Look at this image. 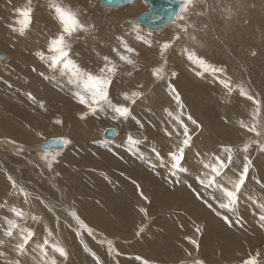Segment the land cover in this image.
<instances>
[{"label":"rangeland","instance_id":"1","mask_svg":"<svg viewBox=\"0 0 264 264\" xmlns=\"http://www.w3.org/2000/svg\"><path fill=\"white\" fill-rule=\"evenodd\" d=\"M13 1L14 0H0V28L4 29V31L7 30L5 29L6 26H4V25H7L6 23L7 19H5V14L10 19L15 20L16 19L15 9L22 7L20 5L15 6ZM64 1L66 3H70V7L73 5L71 2L67 0H64ZM193 1H195V3L193 2L194 3L193 6H189V7L190 8L197 7V10L196 9L195 10L198 12L196 11L195 12L196 14L199 15L200 18H198L195 21L193 20L195 22L193 23L190 20L192 18L188 16L189 11L191 10L189 8L187 12L181 14L184 16V19H183L184 23L182 25L178 23V21H181L179 17H178L179 20H175L174 22H172L173 25L169 28V32L173 33L174 37H171L170 40L171 42L172 41L174 42L172 43V47H171L172 51L171 49L168 51L170 60L166 61V64H164L165 63L164 58L163 59L157 58L154 54L150 52L151 51L150 49H152V45L157 46L160 43V45L162 46L164 43L169 42V40L158 41L159 43L157 42L150 43L152 45L148 50L147 47L149 45L145 42H142L141 40L137 38L138 37L137 32H135V35H133L131 33L132 32L131 27H129V25L131 26L133 24L135 25V28L136 29L138 28L140 31L143 25L142 24L140 25L139 21L132 23L131 20L133 19L129 17H127L128 19L121 20L123 22H121L120 20H116V17L114 15L115 13L112 14V12H116V11H111V10H108L109 12L103 11L102 10L103 8H101L102 7L101 5H99L101 6L100 10L98 9L99 6L94 7L96 10V14H94L95 16L91 18L93 20H91L90 22V25H93L94 27L91 29L92 33L90 32L91 34H89V37H93L94 39L95 38L97 39L98 37L99 41L102 40L104 43H106V45L109 46L107 53L112 55V56L111 55L110 56L108 55V56L110 57L111 60L113 61L115 60V63L117 62L118 71L115 77H113L112 79L113 81L109 89V96H111L110 99L115 104H117L116 103L117 101H119L118 104L124 103L122 102L124 101V99L122 100V97H123L122 93H124L123 88L127 86L125 80L127 78L130 79L131 75L139 72L141 69L143 68L146 69L147 66L153 64L152 66H156L155 68L153 67V71H154V69H156L158 66L157 62L159 60L160 61L163 60L160 67H163L165 71L166 70L171 71L172 67H173L172 71H175L176 66L178 65L184 66L186 64L194 63L188 58L185 59L184 61H179L176 57L177 52H181V47H182L181 44H183L186 39L193 41V46L188 47V54L194 52L197 56L202 58L204 61L206 60L205 58L210 59L208 61V65H211V68L205 69L203 70V72H197V74L198 73H205V74L203 75V77H201V75L199 74L196 75L197 83L196 82L194 83V81L192 82L196 86H200L202 89H204L205 100L204 101L200 100V102L204 104V106L201 109H203V114L205 117L211 118L212 121H214L212 123L213 126L209 124L207 125L208 126L207 128L203 127L202 129L203 131L199 132V130H197L195 133L193 132L196 130V127H194L192 130L188 129L189 135L191 136V145L190 147H186L184 150L185 160L183 159L182 164L188 162L190 166L194 165L192 167H196L194 168V170L199 169L201 170V172L203 171L207 172L208 170L204 168V164L212 162L214 155L221 156V158H224L225 154L221 151V146L228 145V146H231L234 151H233V157H232L233 162L227 170V175L231 177L232 179H237L238 174L242 171L243 166L246 162L245 160V156H246L247 159L250 160L252 164H251V167L249 168L248 177L246 179L245 185L242 188L243 191L241 190V196H240L241 206L238 205L236 212L234 214L230 212H226L225 210L219 209L217 207L216 202L213 201L211 198L213 195L219 198V193L213 189L206 190L197 181L198 180L197 177H194V176L192 177L191 176L192 174L189 173L190 175L183 177L184 179L182 178L181 180H184L187 182L186 187L189 188V194H190L191 201H194L197 203L199 198L201 197L207 200V202L212 205V208L216 209V211L221 212L222 215H219V216L216 215L215 212L212 209H210L207 205H201L203 207V211L197 212L195 210L196 203H193L190 205L188 202V199L182 193L174 192L175 188L170 186L171 176L170 175H168V177L166 176L165 172H163L164 167L162 168V166H159V167L152 166V165H155V163H150V160L157 159V157H161V156L164 157L168 154V152H175L181 146V142L184 139V137L182 135V129L179 128L178 123L174 119L177 115L181 116L180 117L181 120L187 119L191 126H197L196 124H193L192 121L188 119V116H192V120H193V117H196L192 115L193 112L189 107L186 110L185 108H182L181 110H179L180 108L176 100L174 99V95L171 93V90L169 87H166L164 91V88H163L164 85H163L161 87L163 95L162 94L160 95V96L165 97L164 99L169 103L167 108H164L162 106V102H158V101H156L157 104L156 103L150 104L149 99L151 97V92L157 84H154L153 86H151L150 88L151 92L140 90V92L143 93L141 97L142 101L144 102L145 100L148 99L146 102H144V105H145L144 109H152L153 107H161L162 109L159 112L160 113L159 115L165 118L170 117L168 113L172 112L173 115L170 117L172 120L169 124H167L168 122H166V119L158 118L159 119L158 120L157 118H152L150 113L146 112L145 113L146 115L144 116L132 114V116L135 117V119L129 118L128 120H124V121L121 120L120 125L122 126H124L125 124H128V126H134L133 129L132 127H130L129 129L123 130V128L120 127V125H118L117 123H116L117 125L114 124L115 122L112 121V119L110 118L112 115L110 111H105V112L98 111L96 117L93 118L92 120L86 119L87 124H85L83 122V118L85 114H88L91 112H89L88 109L83 105L77 104V105L83 106L81 109H84V110H80L79 108H77V106H75L76 104H74L73 102L76 100L73 97L74 88L72 87V85H70V87L67 88V83L65 82V80L59 79V83L57 84H59L60 88L55 87L50 81V73H52L53 71L49 69V67H47L48 65L43 64L41 66L45 70L38 68L39 70L44 71V73H42L43 75L41 76L39 75V76L43 80L44 84L48 87V90H47L48 93L45 94L43 98L39 96L32 98V96L31 97L29 96L28 92H21L20 90L15 89V87H11L8 84L6 86L7 91L5 94H3L4 92L0 89V118H1L0 122H2V126H0V130L6 129L9 131L11 128V130L14 131V135H15L14 138L9 137L8 132L6 131L7 133H5L6 134L5 136L0 135V142L7 141L10 144L17 146V152L8 151V150L3 149V147L2 148L0 147V152H1L0 153V224H3L2 226H0V235L2 236L5 235L4 229L7 227L6 220L8 219H15L17 223L20 224L21 228L30 229L31 231L35 233V236L33 237L32 241H30L27 246V250H26L27 253L21 256L15 250L16 244L19 243V237L14 232V237H12V240H13L12 247H11L12 251L6 250V247H4L2 243H0V253H2V255L1 254L0 255L2 258L5 257L4 252L9 251L11 255H15L18 258V261L21 264H29V263L39 264L42 257H41L39 249L37 248V245L42 244L45 239H48L49 242L51 241L50 243H56L62 246L67 252L66 258L60 257L58 254H55L56 259L58 260V264H75V263L76 264H119V263L124 264L123 261H125V259L126 261L128 260L131 261L133 259V258L127 257L128 254L130 253L132 256L133 255L134 257L136 256V259L138 260L140 264H144V261H147L148 264H198V262L200 261H202L203 264H243V262L248 260L250 257H256L257 252H259V256L256 257L257 264H264V245L261 246L260 244L261 242L258 241L257 239L258 236L261 234L260 237L263 238V241H264V227L260 226V221L258 219L259 215L261 214L259 205L261 203H264V148H262V145H264V135H261L258 137L254 133L249 132L248 134L249 136L244 137L243 139H240V140L237 139L238 140L237 141L235 138L236 132L240 133L241 132L240 130H246L244 127H242L241 123L243 121L244 122L246 121L245 123L248 124V126L249 125L251 126L252 124L256 123L258 129L264 132V46H263L264 45V32L261 30V28L264 26V11L260 16L259 22L257 23L258 29L255 27L257 32L259 30L262 31V32L260 31V39L263 41L261 42L259 39V41H256L258 43L255 42V44L253 42L245 43V44L240 42L241 41L240 39L242 37H245L248 33L247 31H244V29L246 28L247 30H249V28L246 25L251 23L252 10H247V9L249 8V6L251 7L257 6L258 8H261L262 5H264V0H262L261 2H259V0H245L247 3H245V1L243 0H210L211 4H207L206 0H197L198 2L196 0H193ZM18 3H20V1H18ZM33 3L38 4V2H35L32 0L31 4ZM13 4L16 7L15 9H13ZM74 5L76 4L74 3ZM210 5L213 8H210ZM80 6L82 5H81V1L79 0V7ZM39 9H42V8H39ZM44 10H40L42 12L44 11L43 13L38 12L39 10L38 11L33 10L32 21L38 15L40 22H38L37 24L33 22L36 28H35V31H33L34 28H32V31L28 32L27 35H29V33L30 34L32 33V36L28 37L29 39L28 41L26 39V36H20L17 33L12 32L9 26L8 27L10 28V32H12L11 35H13L14 39L9 38L8 33L10 32L8 30L6 32L3 31L5 35L2 32L4 36L6 35L8 36L7 37L8 39L5 37L6 39L1 40V37H0V44H1L0 45V55H3L4 57L3 61L1 60L0 62V77L1 75L3 76V73H8L5 70L6 68H9V70L13 68L10 66V64L12 63L11 60H13L12 54L17 49L15 48L16 46L18 48L24 47V46L27 48V46H30L33 44L34 45L36 44L38 46L39 45L38 40H40L39 38L40 35H41V39H43V40H40V42L41 43L44 42L45 44L43 43V45L47 44L49 40V36L51 37L52 35H50L51 31L48 30V28L47 30L44 31V27H43L44 21L49 20L48 16L52 17L51 22H53V24L54 23L56 24L58 21L56 20L55 15L53 14L52 10H50L49 8L44 9ZM219 12L221 14H219ZM209 13H212L214 15V18L217 21V24L218 23L223 24L222 28H220V35H222V41L219 42V45L217 44L218 43L217 38H215L216 36H219V35L212 32L213 35L215 34L213 37L211 34V29L214 26L211 24V20L213 19V16H211L212 14H209ZM217 13L219 16L217 15ZM208 14H209V17L207 16ZM119 17H123V16H119ZM226 24H229V25H226ZM46 27H49V24L46 25ZM185 28L187 29L186 32L182 30ZM145 30L147 31L148 29L145 28ZM179 32H180V39L175 40V36L179 34ZM199 32H201L202 35ZM158 33H165V30L159 31ZM0 36H1V33H0ZM124 37L126 39L125 41L123 40ZM193 37L195 38L193 39ZM19 38L23 42L18 43L16 39H19ZM113 39H114V42H113ZM8 40H10L9 42L10 44L8 43ZM11 40L13 41L11 42ZM14 40L16 41V43ZM80 41H84V38L81 39ZM123 41L126 43L128 41L127 45L134 49L138 47V49L136 48V52L137 53L139 52V55H133V59H135L136 61V64L134 66L121 62L116 52L113 50V49H116L119 52L123 53L124 51V47L122 45L124 44ZM133 43L136 45V47L134 46ZM144 43L147 45V47ZM13 44L15 45V47ZM19 44H20V47H19ZM142 44L145 46H143ZM2 45H4V47H2ZM100 45H102V43ZM217 45L218 47H216ZM110 46H115V47H110ZM209 47L210 48L213 47L212 54L211 53L207 54ZM174 49H179V50H174ZM173 52H175L176 55H174ZM85 54L87 56L89 55L88 53H85ZM98 58L99 60L100 59L102 60H100V62L99 61L96 62L93 65L83 64V65H86V68L85 66L82 65L83 67L82 69L86 70L88 69V67H90L93 73L94 72L96 73L99 70L98 68L103 67L105 63L103 56H100ZM171 61L175 63V66L170 65L172 64L170 63ZM122 65H124L123 69L120 68V67H123ZM93 66L94 68H92ZM217 67L218 69H223V71L213 72L212 68L217 69ZM128 68L132 69V73L130 76H126L127 71L130 70ZM145 69H143V71ZM16 71L18 73L21 72L20 75L18 74L19 78L22 74L27 75L26 73L24 74L25 72L24 70H16ZM165 71H164L165 79H163L160 82L167 81L168 74ZM121 72H123L124 74L123 73L121 74ZM141 73L145 75L147 72H141ZM149 73L153 75L152 72H149ZM46 74H47V77H46ZM21 78L23 79V80L21 79V81H23L24 85L30 86L32 85L33 82H35L31 78H29L28 80L26 77H25L26 79L24 77H21ZM58 78H61V77H58ZM114 78L118 79V81L115 80ZM224 78L227 82L230 83L231 88H232L231 92H229V90L226 89L223 85H222L223 89L221 90L220 80ZM16 79L18 80V77ZM45 79L48 81H46ZM150 79L154 80L155 78L150 77ZM199 79L201 82L199 81ZM1 80H2V77H1ZM13 82L14 81H12V83ZM117 83L123 84V85L118 86ZM144 83L145 82H143V84ZM198 83H201V85H198ZM114 86L116 88L118 87L119 88L115 90ZM172 86L176 89V91L178 90V87H176L175 85H172ZM51 87H53V89H51ZM13 89H14V93H11L10 91L11 90L13 91ZM120 89L122 93L118 91ZM241 89H243V92L246 93L247 95H243L241 93ZM52 90H54V92ZM57 91L59 94L56 93ZM49 94H51V100H47ZM248 96H252L254 99H257L261 102L260 103V115L256 117L255 120L253 119V114L256 110V105H254L252 100H249L247 98ZM67 97L69 98L70 101L67 99ZM60 98L63 100L64 103L61 101ZM71 99H72V102H71ZM69 104L71 105L74 104L76 108L75 113L78 111L82 112V114H79V113L76 114V117H75L76 123H77L76 125L77 126H85V125L88 126L82 129L78 128L79 133L88 135V140L86 142L85 140L78 141L80 142L78 145L77 139H74L67 135L64 137L58 135L60 137H57V138L54 137L52 139L68 140L70 141V143H68V146L66 147L65 145V149H62L61 152H54L55 151L54 150V151H51L52 153L49 152L48 154L47 153L39 154L37 151L38 145L39 143H42V142L45 143V140H46V138H44V135L41 134L46 130L45 126L53 125V124L54 126L62 125L60 123L59 124L56 123V121L59 120L62 123L61 115L65 116V114L71 112L69 109V111H67L66 113L61 114L62 112H65L64 110L68 109ZM58 107H59V110H58ZM54 108H55V111H54ZM174 108H175V111H174ZM45 110H47V112ZM49 112L51 113L52 116L50 115ZM45 113L47 114V116ZM106 118H109V119L106 120ZM5 120L7 121V124L5 123ZM130 120L131 122L129 123ZM144 120H146V122ZM137 121L139 123H137ZM140 122L143 125L142 128L139 126ZM5 124L14 125V126H4ZM114 125L120 128V130H122L121 131L122 138L119 137L117 141L113 140V141L107 142L108 139L106 140V138L102 135V131L104 130L105 127L106 128L113 127ZM100 126L103 127V130H102V127ZM162 126H165L166 130ZM210 127H214L213 130ZM113 128H116V127H113ZM138 128L142 129L143 132L141 130H138ZM152 129H154V131L158 134L153 133ZM167 129H169L168 130L169 132L173 133L171 136L168 135ZM227 130H230L232 134L234 132V135L226 133ZM237 130H239L240 132ZM25 131L27 133L33 134L34 137L38 138V140L40 139V142L35 141L36 143H33L31 145H26L25 143L19 141L20 138L17 137V134L23 136ZM131 131L133 132L131 133ZM129 133H131L134 136V138L139 139V140L141 139L142 141L141 144L136 146V151H133L131 149L126 150L125 148H123L124 149L123 150L121 146H117V142L119 140L122 142L123 141L127 142L126 137L128 136ZM177 133H181V134L175 135ZM50 136H48V138ZM151 137H153L155 141L152 140L153 138ZM232 139H234V141ZM196 142H200L198 145L200 146V152L203 151L202 153L203 155L201 156L200 154V157L196 156L194 159L192 155L193 153H191V151H188V150L193 149ZM164 143H167V144H164ZM245 143L250 144V147L248 148V151L246 153L241 150ZM147 144L148 146L149 144L150 146L154 145L152 146L153 147L152 149H155L156 151L154 152L152 150V152L151 151L142 152L143 151L142 146L145 147V145L147 146ZM161 144H164V145H161ZM163 151L165 152L163 153ZM44 152H47V151H44ZM156 152L159 153L160 156H157ZM81 154H83L84 156ZM45 156L47 157V159H45ZM204 156L206 157L204 158ZM255 156L258 158L260 157L259 160L263 162V164H261L262 166L257 165V161L259 160ZM53 157H55V160H53ZM76 157L80 159L78 160L76 159ZM197 158H200L201 162H199ZM83 159L85 162L83 161ZM74 160L76 161L74 162ZM49 163H51L50 168L48 167ZM253 171H256V172H253ZM250 174H254V175L252 177H249ZM9 176L12 178V180L16 182L18 187L14 188L12 186V182L8 179ZM248 179L249 180L251 179L250 180L251 182L252 181H256V182L251 183L249 182ZM117 184L118 186L116 187ZM122 185L124 187H122ZM113 187L117 189H113ZM19 188H23L25 191L29 193L27 202H25V198L19 194V191H18ZM169 188L172 190L171 192H169ZM142 189L144 191L143 193H142ZM160 190H161V193H160ZM191 190H196L192 192L193 195L191 193ZM126 191L128 192V194L129 193L130 194L128 195ZM196 193H199V194L201 193V194L198 197ZM244 194L249 195L250 200L242 201V199L244 198ZM162 195L176 196L177 198L181 199L184 203L182 204L180 208H175V206H173L169 210H166V211L160 210V213L158 214V216L155 215L154 217L151 218L152 220L150 218L146 220H142L141 218H136L137 216L135 217L136 215V214L134 215L135 205L140 200L141 201L148 200L149 202L147 201V204H149L150 207H152L151 204L157 203L156 201H159ZM127 196L128 197L130 196V197L128 198ZM116 198H118L121 201L117 200ZM251 202H254V203L251 204ZM198 203L201 204V202H198ZM111 204H113V206H111ZM123 204L125 207L123 206ZM112 207H114L113 210H112ZM144 207L149 208V206H144ZM13 208L22 209L24 211L25 217L23 220L14 216L12 212ZM157 211H159V209ZM71 212H75L76 214H78L80 220H82L84 224L87 225V227L92 230L91 235H89L86 228H81L78 225L75 218L70 215ZM120 212H122V214ZM94 213L96 215H94ZM127 213L130 215L131 214L133 215L134 219L132 221L122 223L121 221L116 220L118 219L119 216H122V215L124 217H127L126 216ZM59 214L60 216H65V217L64 218L60 217ZM140 214L142 213L138 212V215ZM33 216L37 217V219L33 220L32 219ZM169 216H173L172 220H171V217L169 219ZM184 216L187 220L184 218ZM223 216L228 217V220L232 222L231 225L222 218ZM97 217H99V220H100L99 222L98 220L94 221V219H97ZM205 217L214 224L215 228L220 232V236L216 238L214 237L213 239H212L213 236H209V227H207L204 222L203 224L199 222L203 220V218L205 219ZM232 217L234 221H232L233 220ZM256 217H257V221L255 219ZM180 218H184L183 219V223H185L184 226H181L180 222L178 223L176 222V220ZM144 221L145 223L141 224ZM156 221H161L162 224H178L179 226L177 229L179 230V232L178 230H174L175 232L173 231L174 235L175 236L178 235L177 238H179L176 241V243H178V241H181V242L183 241V243L186 244L188 247L192 246L194 250L196 251L198 250L196 253H192V256L189 253L187 254L189 257H193V258H189L187 260L181 259V260L175 261L172 258L164 259L160 257V259H157L156 257L154 258L149 257L146 252L150 251L149 248H151V245L152 247H156V249L161 252L166 251L167 253H169L167 250H165V248H162L161 246L159 247L156 246L157 244L159 245L160 243L159 240L157 241V239H153L154 240L153 241L148 238V240L146 241L144 240L142 242V237L147 233V230L150 228V226L154 228L153 225H155ZM170 221H173V222L170 223ZM237 221H239V223H237ZM108 222L110 223V227H109ZM105 223L108 224V231L110 230L111 232H106L103 228H101ZM128 224H129V227L127 226ZM199 226H201L200 231L197 232L196 229L199 228ZM232 226L235 228H233ZM212 228L213 227L210 226V229ZM48 229H51L52 231L51 237L48 236V231H47ZM119 229L122 230V232L125 230L123 232L124 235L123 233H121ZM129 229L132 230V233H130ZM141 229H143V231H141ZM115 230L116 232H114ZM158 231L161 232V230H158ZM111 233L112 234L114 233V234L112 235ZM115 233L117 234L119 233L120 235L119 234L116 235ZM163 233L165 232L163 231ZM195 233L196 235H194ZM225 233H227L229 236L230 235L232 237L234 236L233 238L236 239V241H234L235 242L234 244L228 241L229 239L227 240ZM125 235H128V236H125ZM205 239H207L208 241H211L212 249L209 248L208 253H199V247L205 248V246L204 247L202 246L203 240ZM152 241L153 242L156 241V242L153 243ZM192 241H195V243H192ZM109 242H111V250L109 247ZM144 242L148 243L147 244L149 245L148 248H147L146 243ZM171 247H170V251L173 249ZM207 247L208 245L206 246V248ZM221 248H224V249L221 250ZM171 252L174 253L175 249H173V251ZM218 252L220 255L218 254ZM38 253H39V257H37ZM93 253L95 254V256L93 255ZM222 253H225V254L222 255ZM11 255L8 256L9 259ZM48 255L50 257L54 255L51 248L48 249ZM97 257L99 258V260L96 259ZM109 259L112 260V262L114 263H111Z\"/></svg>","mask_w":264,"mask_h":264},{"label":"bare ground","instance_id":"2","mask_svg":"<svg viewBox=\"0 0 264 264\" xmlns=\"http://www.w3.org/2000/svg\"><path fill=\"white\" fill-rule=\"evenodd\" d=\"M18 1H20V3H18ZM33 1H35V2H38V4L37 3H33V4H31V7L33 8V10H39L38 12H40V13H43L45 10L44 9H47V8H49V3H50V0H33ZM67 1H69V2H71L73 5L71 6V8L72 9H74V10H77L79 13H80V18H81V20H82V22L83 23H85L86 25H90V22H91V20H93V19H91V18H93L95 15L94 14H96V10H95V8L94 7H98L99 5H101V0H80L81 1V5L82 6H80L79 7V0H67ZM148 0H134L133 2H130V3H128L126 6H124V7H122V8H117V9H114V8H106V7H101V6H99L98 7V9L100 10V7L101 8H103L102 10L103 11H108V10H111V11H116V12H112V14L113 13H115L114 15H115V17H116V20H123V19H128L127 17H129V18H131V19H133V20H131L132 21V23H135V22H138L145 14H147L148 12H149V10H150V6H149V4H148V2H147ZM197 1V0H196ZM207 1V4H211V2H210V0H206ZM243 1H245V0H243ZM262 0H259V2H261ZM64 5H66V6H70V3H66L64 0H62L61 1ZM194 3H195V1H193ZM198 2V1H197ZM239 2H241V1H239ZM13 3L15 4V6L16 5H20V6H22V7H24V6H26V4H27V0H14L13 1ZM74 3L76 4V5H74ZM193 3V4H194ZM204 3H205V1H204ZM245 3H247L246 1H245ZM244 3V4H245ZM14 4H13V9H15L16 7L14 6ZM248 5V4H247ZM193 6V5H192ZM196 6V5H195ZM198 6V5H197ZM208 6V5H207ZM243 6V5H242ZM246 6V5H245ZM244 6V7H245ZM19 7V6H18ZM199 7V6H198ZM39 8H42V9H39ZM190 8V7H189ZM209 8V7H208ZM210 8H213V7H211V5H210ZM237 8V7H236ZM18 9V8H17ZM50 9V8H49ZM191 10L189 11V17L190 18H192V19H190L193 23H195L194 21L195 20H197L198 18H200L199 17V15L198 14H196V12H198V11H196L197 10V7L195 8V7H191L190 8ZM196 9V10H195ZM199 9V8H198ZM40 10H44L43 12L42 11H40ZM247 10H252V16H251V23L250 24H248V25H246L248 28H249V30H247V28L246 29H244V31H247L248 33H247V35L245 36V37H242L240 40V42H242L243 44H245V43H250V42H253L254 44H255V42L256 41H259V39H260V31L262 30L263 32H264V26L261 28V30H259L258 32H257V30L255 29V27L257 28V23L259 22V20H260V16H261V14L263 13V11H264V5H262V7L261 8H258L257 6H249V8L247 9ZM48 11V10H47ZM110 11V12H111ZM148 11V12H147ZM196 11V12H195ZM109 12V11H108ZM209 12V11H208ZM211 12V11H210ZM212 12H213V10H212ZM2 13V12H1ZM36 13V12H35ZM181 14H183V13H181V11H180V13H179V15L177 16V19L176 20H179L178 19V17L181 15ZM209 14H212V13H209ZM209 14L207 15L208 17H209ZM219 14H221L220 12H219ZM34 15V14H33ZM109 15V14H108ZM114 15H112V16H114ZM217 15H218V13H217ZM36 16V15H35ZM48 16V15H47ZM111 16V17H112ZM119 16H123V17H119ZM140 16V17H139ZM188 16H187V18H188ZM211 16H213V19L211 20V24L214 26V27H212V29H211V34H212V36L214 37V35L215 34H218L219 36H216L215 38H217V40H218V45H219V42L220 41H222V35H220V28H222V26H223V24L222 23H218L217 24V21L215 20V18H214V15L212 14ZM210 16V17H211ZM219 16V15H218ZM221 16V15H220ZM118 17V18H117ZM139 17V18H138ZM47 18V17H46ZM51 18L52 17H49L48 16V19L49 20H45L44 21V25H43V27H44V31L45 30H47V28H48V30H50L51 32H50V35H52V36H54L55 34H57L58 33V31H59V29H60V25H59V22H57L56 24L54 23L53 24V22H51ZM56 18V17H55ZM138 18V19H137ZM217 18V17H216ZM5 19H7V25H4V26H6L5 27V29H7L9 32H10V28L8 27L9 25H11V24H13L14 23V21L15 20H12V19H10L6 14H5ZM113 19V18H112ZM218 19V18H217ZM57 20V19H56ZM115 20V19H114ZM194 20V21H193ZM6 21V20H5ZM54 21V20H53ZM58 21V20H57ZM130 21V22H131ZM33 22H35V24H37L38 22H40V19H39V16L37 15V17H35L34 19H33V21H32V27H31V29L28 31V32H31L32 31V28H34V30L33 31H35V24L33 23ZM113 22V21H112ZM116 22V21H115ZM121 22H123V21H121ZM125 22V21H124ZM126 22H128V21H126ZM42 23V22H41ZM114 23V22H113ZM178 23L179 24H183L184 23V20H181V21H178ZM49 24V27H46V25H48ZM2 25H3V23H2ZM141 25V24H140ZM173 25V23L172 24H170V25H168V26H166V27H164L163 29H161V30H159V31H164L165 30V33H158L159 31H155V30H151V29H149V28H147L146 26H143V27H145L146 29H148L147 31L145 30V28H143V27H141L142 29H140V31H137V29L135 28V25H129V27H131V30H132V34L133 35H135V32H137L138 33V36H143V40H141L142 42H144V41H149L150 43H159L158 41H164V40H169V42H171V40H170V38L171 37H174L173 36V33L172 32H169V28L171 27ZM226 25H229V24H226ZM117 26H118V24H117ZM231 26V25H230ZM115 27V26H114ZM4 28V27H3ZM125 28V27H124ZM238 28V27H237ZM110 29V28H109ZM136 29V30H135ZM166 29H168V30H166ZM258 29V28H257ZM6 30V31H7ZM98 30V29H97ZM106 30V29H105ZM122 30H124V29H122ZM4 29H2V28H0V33H1V40L2 39H6L8 36L6 35V36H4L5 34H4V32H6V31H4ZM129 31V30H128ZM192 31V30H191ZM232 31V30H231ZM240 31V30H239ZM261 31V32H262ZM2 32H3V34H2ZM13 32V31H12ZM12 32H10V33H8L9 34V38L10 39H14L13 38V35H11L12 34ZM28 32L26 33V35H24V36H26V39H27V41L29 40L28 39V37H31L32 36V33L30 34L29 33V35H27L28 34ZM92 33V31L90 30V31H88V32H80V33H78L77 35H76V37L71 41V50H70V56H71V58L77 63V64H79V66H81V68H83L82 67V65L83 64H87V65H93V64H95L96 62H100V60H102V59H100L99 60V58L98 57H100V56H103V57H108V58H110L109 56L111 55V54H108L107 53V50H108V47L109 46H107L106 45V43H104L102 40L101 41H99V38L97 37V39L95 38H93V37H89V34H91ZM215 33L214 35H213V33ZM236 32V31H235ZM234 32V33H235ZM36 33H37V31H36ZM45 33V32H44ZM99 33V32H98ZM97 33V34H98ZM101 33V32H100ZM192 33V32H191ZM194 33V32H193ZM201 35H202V33L201 32H199ZM126 34V33H125ZM183 34H184V32H183ZM196 34V33H195ZM199 34V35H200ZM16 35V34H15ZM14 35V36H15ZM49 35V34H48ZM122 35V34H121ZM128 35V34H127ZM179 35H180V32H179ZM190 35V34H189ZM235 35V34H234ZM33 36H35V35H33ZM43 36V35H42ZM51 36V37H52ZM91 36V35H90ZM129 36V35H128ZM183 36V35H182ZM229 36V35H228ZM6 37V38H5ZM122 37V36H121ZM131 37V36H130ZM133 37V36H132ZM209 37V36H208ZM233 37V36H232ZM39 38H40V40H43V39H41V35L39 36ZM45 38H46V36H45ZM49 38H50V36H49ZM84 38V41H80L81 39H83ZM128 38V37H127ZM183 38V37H182ZM8 39V38H7ZM32 39V38H31ZM121 39V38H120ZM123 39V38H122ZM129 39V38H128ZM133 39H135V38H133ZM132 39V40H133ZM230 39V38H229ZM33 40H34V38H33ZM40 40H38V43H39V45L37 46L36 44L34 45H30V46H27V48L24 46V47H20V44H19V47L20 48H18L17 46L15 47V45H14V47L15 48H17L14 52H13V54H12V58H13V60H11L12 61V63L10 64V66L11 67H13V68H11V70H9V68H6L5 70L8 72V73H3V76L1 75V77H2V80H3V82H2V80H1V77H0V89L4 92L3 94H5L6 93V86H7V84L8 85H10L11 87H15V89H18V90H20L21 92H28L29 94H31V96H32V98L33 97H37V96H39V97H44L45 96V94H47L48 92H47V90H48V87L44 84V82H43V80L41 79V75H42V73H44V71H41V70H39V69H44L41 65H47L45 62H43V61H41L40 59H39V57L36 55V53L38 52V51H41V50H46V46H47V44L46 45H43V43L44 42H40ZM118 40V39H117ZM116 40V41H117ZM124 41L126 40L125 39V37H124V39H123ZM140 40V39H139ZM239 40V39H238ZM13 40H11V42H12ZM15 41V40H14ZM16 41L18 42V43H21V42H23V41H21L20 40V38L19 39H16ZM16 41H15V43H16ZM111 41V40H110ZM121 41V40H120ZM123 41V42H124ZM131 41V40H130ZM134 41V40H133ZM231 41V40H230ZM260 41L262 42L263 40H261L260 39ZM4 42V41H3ZM10 42V40H8V43ZM32 42V41H31ZM113 42H114V39H113ZM174 41H172V43H173ZM5 43V42H4ZM33 43V42H32ZM31 43V44H32ZM34 43H36V42H34ZM102 43V45H100ZM109 43V42H108ZM111 43V42H110ZM127 43H128V41H127ZM130 43H132V42H130ZM138 43V42H137ZM136 43V44H137ZM210 43H212V42H210ZM256 43H258V42H256ZM260 43V42H259ZM10 44V43H9ZM26 44H27V42H26ZM45 44V43H44ZM114 44V43H113ZM134 44V43H133ZM132 44V45H133ZM145 44V43H144ZM216 44V43H215ZM253 44V45H254ZM1 45V44H0ZM6 45V44H5ZM115 45V44H114ZM123 45V44H122ZM143 45V44H142ZM146 45V44H145ZM145 45H143V46H145ZM149 45V44H148ZM152 45V44H151ZM182 45V47H181V52H177V55H178V53H179V55L177 56L176 54H175V52H173L174 53V55H176V57H177V59L179 60V61H184L185 59H187L188 58V47H191V46H193V41H191V40H189V39H186L185 41H184V43L183 44H181ZM214 45V44H213ZM218 45L216 46V47H218ZM9 46V45H8ZM134 46L136 47V45L134 44ZM264 46V45H263ZM2 47H4V45H2ZM12 47V46H11ZM110 47H115V46H110ZM146 47H147V45H146ZM151 46H148L147 48H148V50H149V48H150ZM250 47V46H249ZM137 49H138V47H136ZM136 48H135V50H136ZM142 48V47H141ZM161 48H162V46L160 45V43H159V45H157V46H155V45H152V49H150L151 51V53L152 54H154L157 58H160V59H165L166 61H169L170 59H169V53H168V51L171 49V51H172V48L170 47L165 53H164V55L162 56L161 55ZM186 48H187V51H185L186 50ZM252 48V47H251ZM118 49V48H117ZM249 49V48H248ZM253 49V48H252ZM4 50V49H3ZM6 50V49H5ZM114 50V49H113ZM112 50V51H113ZM143 50V49H142ZM145 50V49H144ZM174 50H179V49H174ZM173 50V51H174ZM213 47L212 48H210L209 47V50L207 51V54L208 53H213ZM250 50V49H249ZM11 51H13V50H11ZM139 51V50H138ZM141 51V50H140ZM6 52H8V51H6ZM85 53H88L89 55L87 56ZM139 53V52H138ZM172 53V54H173ZM185 54V55H184ZM109 55V56H108ZM6 56H8V55H6ZM32 58H31V57ZM112 56V55H111ZM115 56V55H114ZM153 57V56H152ZM166 57H168V58H166ZM3 59H4V57H3V55H0V62H1V60L3 61ZM88 59H90V60H88ZM116 59V58H115ZM206 60V62H207V64H208V61L210 60V59H207V58H205ZM227 59V58H226ZM88 60V61H87ZM164 60V61H165ZM8 61H9V59H8ZM17 61V62H16ZM113 61V60H112ZM235 61V60H234ZM113 62H115V60L113 61ZM163 62V60L162 61H158L157 63H158V66L157 67H160V65H161V63ZM212 62V61H211ZM249 62V61H248ZM121 63V62H120ZM170 63H172V64H170L171 66H175V63L174 62H170ZM116 64H117V62H116ZM122 64V63H121ZM165 64V63H164ZM33 65V66H32ZM153 65V64H152ZM152 65H149V66H147V68L145 69V68H143V69H145L144 71H143V69H141L139 72H137V73H135V74H133V75H131V73H132V69L131 68H128V69H130L129 71H127V75L126 76H130L131 75V78L129 79V78H127L126 80H125V82H126V84H127V86L126 87H124L123 89V92L124 93H131L132 91H137V90H141V91H147V92H151V90H150V88H151V86H153L154 84H157L154 88H153V90H152V92H151V97H150V99H149V101H150V104H155L156 103V101H158V102H162V106L164 107V108H167L168 107V105H169V103L164 99L165 97H163V96H160L161 94H162V90H161V87L164 85V91H165V88L166 87H168V85H169V83L171 84V85H175L176 87H178V90H177V92L179 93V96H180V100L184 103H182V105H183V108H185V110L186 109H188V107L192 110V115H194V116H196V117H193V120H195L196 121V125H199V126H191L190 124H189V122H188V120L187 119H183V122L185 123V125H187V127H188V129H190V130H192L194 127H196V130L193 132V133H195L197 130H199V132L200 131H203L202 129H203V127L204 128H207L208 126L207 125H209V124H211L212 125V123L214 122V121H212V119L211 118H208V117H205L204 116V114H203V109H201L203 106H204V104L202 103V102H200V100H202V101H204L205 100V96H204V89H202L200 86H196L194 83L196 82L197 83V81H196V75H201V77H203V75L205 74V73H198L197 74V72H203V70H205L204 68H201L198 64H196V63H192V64H186V65H184V66H176V69H175V71H172V69H173V67H172V69H171V71H165L168 75H167V81L166 82H160V81H162V80H158L155 76H153V75H151L149 72H154L153 71V67L155 68L156 66H152ZM4 66V65H3ZM83 66H85V68H86V65H83ZM123 67H120V68H124V65H122ZM137 66V65H136ZM135 66V67H136ZM165 66V65H164ZM48 67V66H47ZM5 68V67H4ZM39 68V69H38ZM92 68H94V66L92 67ZM142 68V67H141ZM166 68V67H165ZM98 69H100V68H98ZM217 69H218V67H217ZM16 70H24L25 72H24V74L26 73L27 75H21L20 76V78H19V75H20V73H18ZM45 70V69H44ZM87 71H89V72H92L93 73V71L90 69V67H88V69H86ZM155 70V69H154ZM51 71V70H50ZM141 72H147L145 75L144 74H142ZM173 72H175L177 75H175V76H172L171 74L173 73ZM207 72V71H206ZM39 73V74H38ZM46 73V72H45ZM95 73V72H94ZM123 72H121V74H122ZM195 73V74H194ZM19 74V75H18ZM120 74V75H121ZM124 74V73H123ZM217 74V73H216ZM228 74H229V72H228ZM40 75V76H39ZM39 76V77H38ZM119 76V75H118ZM230 76V75H229ZM247 76V75H246ZM18 77V80L16 79ZM21 77H26L27 78V80L29 79V78H31L33 81H35V82H33L32 83V85H30V86H28V85H24L23 84V81H21ZM46 77H47V74H46ZM53 77H55V79H52ZM58 77H61L60 76V73L58 72V71H56V72H52V73H50V81L52 82V84L55 86V87H58V88H60V86H59V84H57V83H59V79L60 80H65L66 78L65 77H61V78H58ZM115 77V76H114ZM150 77H153V78H155L154 80H152V79H150ZM190 77H191V79H190ZM198 77V76H197ZM248 77H249V75H248ZM25 78V79H26ZM123 78H124V76H123ZM199 78V77H198ZM15 79V80H14ZM115 79V78H114ZM23 80V79H22ZM31 80V81H32ZM46 80V79H45ZM115 80H117L118 81V79H115ZM198 80V79H197ZM222 80H224V81H226L225 80V78L224 79H221L220 81H222ZM12 81H14L13 83H12ZM46 81H48V80H46ZM113 81V80H112ZM116 81V82H117ZM122 81H124V80H122ZM192 81H194V83L192 82ZM199 81H200V79H199ZM202 81H203V79H202ZM119 82H120V80H119ZM142 82V83H141ZM143 82H145L144 84H143ZM201 82V81H200ZM26 83V82H25ZM31 83V82H30ZM204 83V82H203ZM202 83V84H203ZM250 83V82H249ZM118 84V83H117ZM242 84V83H241ZM120 85H123V84H118V86H120ZM195 85V86H194ZM198 85H201V83H198ZM204 85V84H203ZM220 88H221V90L223 89V87H222V83L220 82ZM116 86V85H115ZM114 86V87H115ZM142 86V87H141ZM192 86H194V87H192ZM243 86H244V84H243ZM70 87V84H68L67 83V88H69ZM128 87V88H127ZM250 87V86H249ZM253 87V86H252ZM119 88V87H118ZM118 88H116L115 87V90H117ZM121 88V87H120ZM204 88V87H203ZM209 88V87H208ZM51 89H53V87H51ZM56 89V88H55ZM113 89V88H112ZM111 89V90H112ZM203 90V91H202ZM208 90V89H207ZM226 90V89H225ZM53 92H54V90H52ZM56 91V90H55ZM118 91H120L121 92V89L120 90H118ZM211 91V90H210ZM11 93H14V89H13V91L11 90L10 91ZM21 92H19V93H21ZM56 93H58V91L56 92ZM72 93V92H71ZM119 93V92H118ZM122 93V92H121ZM124 93H122V94H124ZM54 94V93H53ZM59 94V93H58ZM69 94H70V92H69ZM111 94V93H110ZM116 94H117V92H116ZM24 95V94H23ZM163 95V94H162ZM21 96V95H20ZM57 96V95H56ZM62 96V95H61ZM120 96V95H119ZM118 96V97H119ZM123 96V95H122ZM74 97V96H73ZM111 97V96H110ZM64 98V97H63ZM69 98H70V96H69ZM69 98L67 97V99L69 100ZM117 98V97H116ZM22 99V98H21ZM61 99V98H60ZM75 99V98H74ZM73 99V100H74ZM113 99V98H112ZM3 100V99H2ZM17 100V99H16ZM25 100V99H24ZM36 100V99H35ZM47 100H51V94H49V96H48V98H47ZM57 100V99H56ZM118 100V99H117ZM122 100H123V97H122ZM148 100V99H147ZM147 100H145L144 102H146ZM14 101V100H13ZM27 101V100H26ZM25 101V102H26ZM61 101L63 102V100L61 99ZM70 101V100H69ZM120 101H121V99H120ZM5 102H6V100H5ZM24 102V101H23ZM28 102V101H27ZM55 102V101H54ZM67 102V101H66ZM71 102H72V99H71ZM74 102V104H76L75 106H77V108H79L80 110H84V109H81L83 106H80V105H77V104H79L76 100L75 101H73ZM118 102L119 101H117L116 103L118 104ZM122 102H124L123 104H126V105H128V103L129 102H127V101H122ZM144 102L142 101V99H141V97L140 98H138L137 100H136V103L135 104H131V105H129L130 106V109H131V113L133 114V115H141V116H144V115H146L145 113L146 112H149L150 113V115L152 116V118H164V119H166V122H168L167 124H169L170 122H171V118L170 117H168V118H165V117H163V116H160L159 114V112L161 111V107H153L152 109H144ZM245 102V101H244ZM64 103V102H63ZM202 103V104H201ZM212 103H213V101H212ZM246 103V102H245ZM249 103V102H248ZM7 104V103H6ZM9 104V103H8ZM26 104H28V103H26ZM74 104H69L68 105V109H66V110H64L65 112H62L61 114H64V113H66L67 111H69V109H70V111L71 112H69V113H67V114H65V116H63V115H61V118H62V123H60V124H62V125H57V124H55V125H57V126H54V124L53 125H48V126H45V128H46V130L43 132V133H41L42 135H44V138H46V140H45V142H47V141H49L50 139H52V138H57V137H60V136H62V137H64V136H70V137H72V138H74V139H77V143H78V145H79V143L80 142H78V141H84L85 140V142L88 140V135L86 134V135H84V134H82V133H79V130H78V128H80V129H82V128H86V127H88V126H77L76 124V119H75V117H76V114L77 113H79V114H82V112H80V111H78V112H76L75 113V106H74ZM122 104V103H121ZM157 104V103H156ZM160 104V103H159ZM62 105V104H61ZM60 105V106H61ZM13 106V105H12ZM33 106V105H32ZM53 106H54V104H53ZM59 106V107H60ZM151 106V105H150ZM161 106V105H160ZM171 106V105H170ZM176 106H177V104H176ZM49 107H51V106H49ZM48 107V108H49ZM56 107V106H55ZM59 107H58V110H59ZM173 107V106H172ZM229 107V106H228ZM14 108V107H13ZM12 108V109H13ZM62 108V107H61ZM65 108V107H64ZM163 108V109H164ZM180 108V107H179ZM50 109V108H49ZM53 110V109H52ZM61 110V109H60ZM63 110V109H62ZM87 110V109H86ZM179 110H181V109H179ZM190 110V111H191ZM238 110V109H237ZM13 111V110H12ZM46 112H47V110H45ZM54 111H55V108H54ZM57 111V110H56ZM174 111H175V108H174ZM177 112V111H176ZM50 113V112H49ZM55 113V112H54ZM97 113H98V111L96 112V113H88V114H86L85 116H84V118H83V122L85 123V124H87V122H86V119H89V120H92L93 118H95L96 117V115H97ZM225 113V112H224ZM46 114V113H45ZM58 114V113H57ZM176 114V113H175ZM187 114V113H186ZM191 114V113H190ZM50 115H51V113H50ZM50 115H48V116H50ZM99 115V114H98ZM101 115V114H100ZM46 116H47V114H46ZM52 116V115H51ZM109 116V115H108ZM166 116V115H165ZM56 117V116H55ZM59 117V116H58ZM99 117V116H98ZM105 117V116H104ZM103 117V118H104ZM147 117V116H146ZM181 117V116H180ZM37 118V117H36ZM44 118V117H43ZM102 118V119H103ZM183 118V117H182ZM191 118H192V116H191ZM1 119V118H0ZM45 119V118H44ZM99 119V118H98ZM107 119H109V118H106V120ZM131 119V118H130ZM138 119V118H137ZM147 119H149V118H147ZM225 119V118H224ZM82 120V119H81ZM141 120V119H140ZM156 120V119H155ZM159 120V119H158ZM50 121V120H49ZM78 121H80V120H78ZM108 121H110V120H108ZM113 121V120H112ZM124 121V120H123ZM134 121H136V120H134ZM145 122H146V120H144ZM191 121V120H190ZM226 121V120H225ZM26 122V121H25ZM99 122V121H98ZM107 122V121H106ZM115 122V123H114ZM113 123L115 124V125H120V122L121 121H114ZM131 122V120L129 121V123ZM133 122V121H132ZM163 122V121H162ZM161 122V123H162ZM246 122V121H245ZM244 121L241 123V124H245V125H248V124H246ZM5 123L7 124V121L5 120ZM45 123V122H44ZM117 123V124H116ZM124 123H126V122H124ZM158 123H160V122H158ZM4 125V126H14V125ZM102 124V123H101ZM151 124V123H150ZM149 124V125H150ZM95 125V124H94ZM113 126V127H116V128H113V127H105L104 128V130H103V127L102 126H100V127H102V135L105 137V134H106V130H109V129H115V132H114V135H113V137H111V138H107L106 140H107V142L108 141H113V140H115V141H117V139H119V137H121V131L122 130H120V128H118L117 126ZM132 125H133V123H132ZM139 125V124H138ZM140 125H141V122H140ZM139 125V126H140ZM237 125V124H236ZM0 126H2V122H0ZM104 126V125H103ZM213 126V125H212ZM225 126V125H224ZM250 126V125H249ZM48 127V128H47ZM89 127H91V126H89ZM120 127H122L123 128V130L124 129H129L130 127H132V129L134 128V126H128V124H125L124 126H122V125H120ZM154 127V126H153ZM152 127V128H153ZM162 127H164L165 128V130H166V127L165 126H162ZM222 127V126H221ZM2 128V127H1ZM13 128V127H12ZM22 128V127H21ZM137 128V127H136ZM212 130H213V128L214 127H210ZM217 128V127H216ZM14 129V128H13ZM23 129V128H22ZM15 130V129H14ZM24 130V129H23ZM35 130H36V128H35ZM84 130V129H83ZM99 130V129H98ZM137 130V129H136ZM138 130H141L142 131V129H139L138 128ZM137 130V131H138ZM156 130V129H155ZM161 130V129H160ZM169 129H167V131H168ZM172 130V129H171ZM219 130V129H218ZM224 130V129H223ZM8 132V136L9 137H12V138H14V131L13 130H11V128H10V130L8 131V130H6V129H1L0 130V132H1V136H5L6 134L5 133H7ZM18 131V130H17ZM89 131V130H88ZM91 131V130H90ZM232 131H233V129H232ZM237 131H239V130H237ZM241 131V132H240ZM239 132L241 133H235V138H236V140L238 139V140H240V139H243L244 137H247V136H249L248 134H249V132L247 131V130H240ZM36 132H37V130H36ZM83 132V131H82ZM125 132V131H124ZM133 131H131V133H132ZM143 132V131H142ZM152 132L153 133H155V134H158V133H156L155 131H154V129H152ZM126 133V132H125ZM168 133H169V131H168ZM223 133V132H222ZM221 133V134H222ZM226 133H228V134H231V135H234V132H233V134L231 133V131L230 130H227L226 131ZM30 133H27L26 131L24 132V134H23V136L22 135H19V134H17V137H19L20 138V140L19 141H21V142H23V143H25L26 145H31V144H33V143H36L35 141H38V142H40V139L38 140V138H36V137H34V135L33 134H30ZM93 134V133H92ZM166 134V133H165ZM220 134V135H221ZM29 135V136H28ZM50 135H52V136H50ZM58 135H60V136H58ZM175 135H177V134H175ZM223 135V134H222ZM230 135V136H231ZM48 136H50L49 138H48ZM174 136V135H173ZM173 136H172V138H173ZM252 136V135H251ZM162 137V136H161ZM42 138V137H41ZM122 138V137H121ZM127 138V137H126ZM151 138H153V137H151ZM163 138V137H162ZM234 138V139H235ZM43 139V138H42ZM69 139V138H68ZM179 139V138H178ZM177 139V140H178ZM213 139V138H212ZM216 139V138H215ZM234 139H232L233 141H234ZM13 140V139H12ZM141 140V139H140ZM152 140H154V138L152 139ZM163 140V139H162ZM161 140V141H162ZM176 140V141H177ZM180 140V139H179ZM194 140V139H193ZM235 140V141H236ZM237 140V141H238ZM155 141V140H154ZM151 142V141H150ZM195 142V141H194ZM20 143V142H19ZM42 143H44V142H42ZM42 143H39V145H38V148H37V151H38V153L39 154H45V153H49V152H44V151H42V148H41V144ZM72 143V142H71ZM200 142H196L195 143V145H194V148L193 149H190V150H188V151H191V153H193L192 155H193V158L195 159V157L197 156V157H200V154H201V156L203 155L202 153H203V151L202 152H200V146L198 145ZM216 143V142H215ZM153 144H155V143H153ZM164 144H167V143H164ZM164 144H161V145H164ZM217 144V143H216ZM87 145V144H86ZM105 145V144H104ZM110 145V144H109ZM143 145V144H142ZM158 145V144H157ZM68 146V144L66 145V147ZM90 146H91V144H90ZM101 146V145H100ZM117 146H121L122 147V149L123 148H125L126 150H128V149H131L130 148V146L128 145V143L127 142H122V141H118L117 142ZM152 146H154V145H152ZM152 146H150V144H149V146H148V144H147V146L145 145V147L144 146H142L143 147V151L142 152H148V151H151L152 152ZM0 147L2 148L3 147V149H5V150H8V151H13V152H17V146H15V145H13V144H10L9 142H7V141H5V142H0ZM163 147V146H162ZM85 148H86V146H85ZM84 148V149H85ZM141 148V147H140ZM65 149V148H64ZM109 149V148H108ZM157 149V148H156ZM161 149V148H160ZM61 150L62 149H56L54 152H61ZM70 150V149H69ZM124 150V149H123ZM131 150H133V149H131ZM167 150V149H166ZM208 150V149H207ZM115 151V150H114ZM120 151V150H119ZM133 151H136V148L133 150ZM141 151V150H140ZM140 151H138V152H140ZM53 152V153H54ZM117 152V151H116ZM165 151H163V153H164ZM1 153V152H0ZM52 153V152H51ZM124 153V152H123ZM157 153V152H156ZM170 153H172V152H168V154L166 155V156H164V157H157V159H154V160H150V163H155V165H152V166H157V167H159V166H162V168H163V172H165V174H166V176L168 177V175H170L171 176V183H170V186H172V187H174L175 188V190H174V192H177V193H182L187 199H188V202H189V204L191 205V204H193V203H196V202H194V201H191V198H190V194H189V188H187L186 186H187V182L186 181H184V180H181L183 177H185V176H187V175H190V174H192L191 176L193 177H197V179H203L204 178V175L207 173L206 171H203V172H201V170H199V169H197V170H194V168H196V167H192V166H194V165H192V166H190L189 164H188V162L187 163H184V164H181V168L183 169V171H176V175L175 176H173L172 175V171H173V169L171 168V163H172V159H171V156H170ZM241 153V152H240ZM115 154V153H114ZM125 154V153H124ZM209 154V153H208ZM81 155H83V154H81ZM164 155V154H163ZM84 156V155H83ZM127 156V155H126ZM160 156V155H159ZM187 156V155H186ZM209 156V155H208ZM75 157V156H74ZM128 157V156H127ZM206 156H204V158H205ZM256 157V156H255ZM210 158V157H209ZM258 160L260 159V157L258 158V157H256ZM29 159V158H28ZM76 159H78L77 157H76ZM80 159V158H79ZM78 159V160H79ZM85 159V158H84ZM84 159H83V161H84ZM207 159V158H206ZM254 159V158H253ZM256 159V160H257ZM185 160V159H184ZM197 160L199 161V162H201V160H200V158H197ZM72 161V160H71ZM76 160H74V162H75ZM187 161V160H186ZM185 161V162H186ZM3 162V161H2ZM85 162V161H84ZM192 162V161H191ZM191 162H190V164H191ZM4 163V162H3ZM246 163V162H245ZM120 164V163H119ZM252 164V163H251ZM261 164H263V162L261 161V160H259V161H257V165H261ZM46 165V164H45ZM116 165H117V163H116ZM33 166V165H32ZM71 166V165H70ZM120 166V165H119ZM196 166V165H195ZM262 166V165H261ZM261 166H260V168H261ZM193 169H192V168ZM259 167V166H258ZM200 168V167H199ZM255 169V168H254ZM258 169V168H257ZM17 170V169H16ZM93 170V169H92ZM252 170H253V168H252ZM8 171V170H7ZM118 171H120V170H118ZM230 171V170H229ZM100 172V171H99ZM157 172V171H156ZM162 172V173H163ZM252 172V171H251ZM253 172H256V171H253ZM94 173V172H93ZM96 173V172H95ZM104 173V172H103ZM190 173V174H189ZM259 173V172H258ZM261 174V173H260ZM86 175V174H85ZM254 174H250L249 175V177H252ZM156 176V175H155ZM162 177V176H161ZM170 178V177H169ZM256 178V177H255ZM105 179V178H104ZM155 179V178H154ZM157 179H159V178H157ZM184 179V178H183ZM259 179H261V178H259ZM113 180V179H112ZM164 180V179H163ZM249 180V179H248ZM251 180V179H250ZM249 180V182H251ZM85 181V180H84ZM105 181V180H104ZM166 181V180H165ZM190 181V180H189ZM196 181V180H195ZM198 181V180H197ZM53 182V181H52ZM115 182H116V180H115ZM115 182H113V183H115ZM140 182V181H139ZM168 182V181H167ZM170 182V181H169ZM252 182H256V181H252ZM251 182V183H252ZM54 183V182H53ZM110 183H111V181H110ZM133 184V183H132ZM191 184V183H190ZM110 185V184H109ZM115 185V184H114ZM121 185V184H120ZM252 185V184H251ZM118 186V184L116 185V187ZM133 186V185H132ZM137 186V185H136ZM122 187H124L123 185H122ZM249 187V186H248ZM112 189V188H111ZM113 189H117V188H114L113 187ZM126 190V189H125ZM164 190V189H163ZM124 191V190H123ZM128 191V190H127ZM126 191V193L128 194V192ZM147 191V190H146ZM172 190L169 188V192H171ZM193 191H196V190H191V193L193 192ZM243 191V190H242ZM48 192V191H47ZM55 192V191H54ZM121 192V191H120ZM138 192V191H137ZM144 191H143V189H142V193H143ZM201 192V191H200ZM32 193V192H31ZM37 193V192H36ZM124 193V192H123ZM126 193H125V195H126ZM132 193V192H131ZM150 193V192H149ZM160 193H161V190H160ZM215 193V192H214ZM115 194V193H114ZM130 194V193H129ZM128 194V195H129ZM133 194V193H132ZM138 194V193H137ZM201 194V193H200ZM263 194V193H262ZM35 195V194H34ZM45 195V194H44ZM151 195V194H150ZM155 195H156V193H155ZM192 195H193V193H192ZM46 196V195H45ZM87 196H88V194H87ZM112 196V195H111ZM139 196V195H138ZM146 196V195H145ZM160 196V195H159ZM113 197V196H112ZM126 197V196H125ZM128 197V196H127ZM130 197V196H129ZM128 197V198H129ZM147 197V196H146ZM40 198H42V197H40ZM148 198H149V196H148ZM154 198V197H153ZM155 198H156V196H155ZM218 198V197H217ZM117 200H119L118 198H116ZM139 199V198H138ZM91 200V199H90ZM244 200H250L249 199V195H247V194H244V198L242 199V201H244ZM108 201V200H107ZM119 201H121V200H119ZM127 201V200H126ZM141 201V200H140ZM138 202L136 205H135V211H134V215H135V217L136 218H141L142 220H146V219H148V218H152V217H154L155 215L156 216H158V214L160 213V210H164V211H166V210H169L171 207H173V206H175V208H180L181 206H182V204L184 203L181 199H179V198H177L176 196H173V195H162L161 196V198L159 199V201H156L157 203H155V204H151L152 205V207H150V205L149 204H147V201H141V202ZM205 201H207V200H205V199H203V198H199V200H198V202H201V204L200 203H196V206H195V210L197 211V212H202L203 211V207L201 206V205H207V204H210V203H208L207 202V204L205 203ZM41 202V201H40ZM44 202V201H43ZM114 202V201H113ZM130 202V201H129ZM129 202H127V203H129ZM149 202V201H148ZM117 203V202H116ZM122 203V202H121ZM131 203V202H130ZM252 203H254V202H251V204ZM75 204V203H74ZM114 204V203H113ZM113 204H111V206H113ZM116 205V204H115ZM120 205V204H119ZM239 205H240V203H239ZM51 206V205H50ZM123 206H124V204H123ZM144 206H149V208L148 207H144ZM241 206V205H240ZM239 206V207H240ZM125 207V206H124ZM130 207V206H129ZM145 209L146 210V212H147V215H145V213H143V212H141L140 211V209ZM61 208V207H60ZM79 208V207H78ZM86 208V207H85ZM105 208V207H104ZM113 208L114 207H112V210H113ZM118 208V207H117ZM123 208V207H122ZM139 208V209H138ZM241 208V207H240ZM248 208V207H247ZM246 208V209H247ZM58 209V208H57ZM110 209V208H109ZM109 209H107V210H109ZM116 209V208H115ZM159 209V211H157ZM96 210V209H95ZM106 210V209H105ZM131 210H132V208H131ZM62 211H64V210H62ZM97 211V210H96ZM101 211V210H100ZM99 211V212H100ZM192 211V210H191ZM245 211V210H244ZM107 212V211H106ZM112 212V211H111ZM128 212H129V210H128ZM138 212L140 213H142V214H140V215H138ZM163 212V211H162ZM207 212V211H206ZM59 213V212H58ZM90 213V212H89ZM121 214H122V212H120ZM164 213V212H163ZM192 213V212H191ZM244 213H246V212H244ZM64 214V213H63ZM68 214V213H67ZM92 214V213H91ZM104 214V213H103ZM112 214V213H111ZM125 214H126V212H125ZM124 214V215H125ZM170 214V213H169ZM247 214H248V212H247ZM251 214V213H250ZM249 214V215H250ZM94 215H96L95 213H94ZM101 215V214H100ZM114 215V214H113ZM161 215V214H160ZM230 215V214H229ZM59 216H60V214H59ZM127 217H124L123 215L122 216H119L118 217V219H116V220H118V221H121L122 223L123 222H130V221H132L133 219H134V217H133V215L131 214H128L127 213V215H126ZM166 216H167V214H166ZM175 216V215H174ZM203 216H205V215H203ZM60 217H65V216H60ZM100 217V216H99ZM99 217H97V219H94V221H97L98 220V222L100 221L99 220ZM115 217H117V216H115ZM170 217H171V220H172V217L173 216H169V219H170ZM186 217H187V215H186ZM247 217V216H246ZM252 217V216H251ZM258 217V216H257ZM257 217L255 218L256 219V221H257ZM96 218V217H95ZM111 218H113V217H111ZM184 218H185V216H184ZM184 218H180V219H178V220H176V222L178 223V222H180L181 224V226H184V224L185 223H183V219ZM48 219V218H47ZM108 219V218H107ZM186 219V218H185ZM232 219H233V217H232ZM237 219V218H236ZM60 220H61V218H60ZM105 220V219H104ZM152 220V219H151ZM155 220V219H154ZM187 220V219H186ZM231 220V219H230ZM64 221H65V219H64ZM75 221V220H74ZM93 221V220H92ZM113 221V220H112ZM115 221V220H114ZM136 221V220H135ZM165 221V220H164ZM167 221V220H166ZM232 221H234V219L232 220ZM73 222V221H72ZM171 222H173V221H170V223ZM174 222H175V220H174ZM200 223H202L203 224V222L205 223V225L207 226V227H209V236H213L212 237V239L215 237H218V236H220V232L215 228V226H214V224L211 222V221H209L206 217H205V219L203 218V220H201V221H199ZM95 223V222H94ZM145 223V221L143 222V223H141V224H144ZM166 223V222H165ZM44 224V223H43ZM108 224H109V227H110V223L108 222ZM108 224H104L101 228H103L106 232H111L110 230L108 231ZM112 224V223H111ZM227 224V223H226ZM242 224V223H241ZM257 224V223H256ZM3 224H0V226H2ZM106 225V226H105ZM113 225V224H112ZM112 225H111V227H112ZM116 225V224H115ZM152 225H153V223H152ZM228 225V224H227ZM226 225V226H227ZM119 226V225H118ZM122 226H124V225H122ZM128 227H129V224L127 225ZM131 226V225H130ZM154 226V228L152 227V226H150V228L147 230V233L142 237V242L145 240H148V238L149 239H151V240H153V239H157V241L159 240V245L157 244L156 246H161L162 248H165V250H167L169 253H171V254H169V253H167L166 251H159V250H157L156 249V247H152V245H151V248H149V252H146L147 253V255L149 256V257H156L157 259H160V257H162V258H164V259H166V258H168V259H173V260H175V261H178V260H181V259H189V258H193V257H189L187 254L189 253V254H191V256H192V253H196L197 251L196 250H194L193 248H192V246H187L186 244H184L183 243V241L181 242V241H178V243H176V241L179 239V238H177L178 237V235H174V233H173V231L174 230H178L177 228H178V224H162L161 223V221H156L155 222V225H153ZM210 226H212L213 228L212 229H210ZM56 227V226H55ZM115 227V226H114ZM125 227H126V225H125ZM200 227L201 226H199V229H200ZM233 227V226H232ZM124 228V227H123ZM233 228H235V227H233ZM126 229V228H125ZM155 229V230H154ZM230 229V228H229ZM74 230V229H73ZM114 230V229H113ZM116 230H117V228H116ZM116 230L114 231V232H116ZM120 230V229H119ZM118 230V231H119ZM158 230H161V232L160 231H158ZM184 230V229H183ZM231 230V229H230ZM102 231V230H101ZM117 231V232H118ZM121 231V233H123L122 232V230H120ZM128 231V230H127ZM126 231V232H127ZM129 231H130V233H132V230L131 229H129ZM163 231L165 232V233H163ZM185 231H187V230H185ZM175 232V231H174ZM178 232H179V230H178ZM184 232V231H183ZM95 234V233H94ZM112 234V233H111ZM114 234V233H113ZM112 234V235H113ZM116 235H118L117 233H115ZM144 234V233H143ZM177 234V233H176ZM226 234V237H227V240L228 241H230V242H232V244H234L235 242L234 241H236V239H234L231 235L229 236L227 233H225ZM65 235V234H64ZM77 235V234H76ZM120 235V234H119ZM123 235H124V233H123ZM122 235V236H123ZM182 235V234H181ZM194 235H196V233L194 234ZM125 236H128V235H125ZM261 236V234L258 236V241H260L261 243V246L262 245H264V241H263V238H261L260 237ZM79 238V237H78ZM77 238V239H78ZM181 238V237H180ZM35 239V238H34ZM94 239V238H93ZM182 239V238H181ZM224 239V238H223ZM51 240V239H50ZM154 241V240H153ZM152 241V242H153ZM263 241V242H262ZM0 242H2V244H3V246L4 247H6V250H9V251H12L11 250V247H12V242H13V240H12V238H8L6 235H0ZM51 242V241H50ZM79 242V241H78ZM91 242V241H90ZM104 242V241H103ZM156 242V241H155ZM155 242H153V243H155ZM174 242V243H173ZM185 242V241H184ZM137 243V242H136ZM144 243H146V242H144ZM229 243V242H228ZM141 244V243H140ZM148 243H146V245H147ZM150 244V243H149ZM170 244V245H169ZM64 245V244H63ZM208 245V247L206 248V246ZM144 246V245H143ZM171 246H173V247H171ZM187 246V247H186ZM202 246L204 247L205 246V248H202V247H199V253H208V251H209V248L210 249H212V247H211V241H208L207 239H205V240H203V243H202ZM149 247V245H147V248ZM170 247L171 248H173V249H175V252L174 253H172L171 251H173V249L170 251ZM169 248V249H168ZM5 249V248H4ZM159 249V248H158ZM224 248H221V250H223ZM92 250V249H91ZM141 250V249H140ZM143 250V249H142ZM4 252L5 253V257L4 258H2L1 257V255H2V253H0L1 255H0V264H16V262L18 261V258L15 256V255H11V253L10 252ZM38 251V250H37ZM85 251V250H84ZM36 252V251H35ZM125 252V251H124ZM214 252V251H213ZM222 252V251H221ZM27 253V252H26ZM37 253V252H36ZM126 253V252H125ZM216 253H217V251H216ZM90 254V253H89ZM124 254V253H123ZM132 254H133V252H132ZM218 254H219V252H218ZM223 254H225V253H222V255ZM9 255H11V257H10V259H9ZM137 255V254H136ZM197 255H198V253H197ZM202 255V254H201ZM212 255V254H211ZM220 255V254H219ZM229 255V254H228ZM75 256V255H74ZM200 256V255H199ZM37 257H39V253H38V256ZM80 257V256H79ZM128 258L130 257V258H133L131 261H126V259H125V261H123V263L124 264H140L139 262H138V260L136 259V256L134 257V255L132 256L131 255V253L130 254H128V256H127ZM210 257V256H209ZM221 257H223V256H221ZM234 257V256H233ZM24 258H26V257H24ZM204 258V257H203ZM214 258V257H213ZM230 258V257H229ZM111 259V258H110ZM109 259V260H110ZM209 259V258H208ZM215 259V258H214ZM197 260H199V259H197ZM197 260H196V262H197ZM206 260H207V258H206ZM210 260V259H209ZM73 261V260H72ZM111 261V263H114V262H112V260H110ZM115 261V260H114ZM194 261V260H193ZM205 261V260H204ZM214 261V260H213ZM221 261V260H220ZM77 262V261H76ZM90 262V261H89ZM127 262V263H126ZM216 263V262H215ZM19 264H21V263H19ZM29 264H32V263H29ZM76 264V263H75ZM120 264V263H119Z\"/></svg>","mask_w":264,"mask_h":264},{"label":"snow or ice","instance_id":"3","mask_svg":"<svg viewBox=\"0 0 264 264\" xmlns=\"http://www.w3.org/2000/svg\"><path fill=\"white\" fill-rule=\"evenodd\" d=\"M31 3L32 0H27L26 6L15 9L16 19L13 24L9 25L11 30L20 36L26 35V33L31 29L33 12ZM192 5L193 0H182L181 13L187 12L189 6ZM49 8L50 10H52L53 14L58 20L60 29L57 34L49 38L46 50H41L36 53L39 59L45 62L48 65L49 69L54 72L58 71L61 77L66 78L65 82L72 85V87L74 88L73 96L76 101L79 104L85 106L89 112L96 113L97 111H110L112 113L110 118L113 121L128 120L129 118L135 119V117L132 116L129 105L135 104L136 100L142 97V92L132 91L131 93H124L123 99L129 102L128 105L115 104L110 99L109 89L112 84V79L118 71V65L115 62H113L108 57H104V66L101 67L96 73H92L82 69L79 64H77L70 56L71 41L76 37L78 33L88 32L94 26L86 25L85 23H83L80 18V13L77 10L72 9L70 6L64 5L61 0H50ZM179 19L183 20L184 16H179ZM182 30L185 32L187 31L186 28ZM137 31H139L138 28ZM137 38L140 40L144 39L143 36H138ZM194 38L195 37H193V39ZM179 39L180 35L177 34L175 36V40ZM144 42L151 46L149 41ZM123 47V53L114 49L119 60L125 64L134 66L136 64V61L135 59H133V55H139V53H137L134 48L128 46L126 42H124ZM170 47H172V42L164 43L161 48V55L163 56ZM185 51H187V49ZM188 59L198 64L201 68H211V65H208L206 61L197 56L194 52L188 54ZM164 71L165 69L163 67H157L154 70L153 75L158 80H163L165 79ZM212 71L222 72L223 69L212 68ZM171 75L175 76L177 74L173 72ZM52 79H55V77H53ZM220 82L226 89L229 90V92H231L232 88L229 82L224 80ZM168 87L170 88L171 93L174 95V99L176 100L178 106L180 107V109H182L183 105L181 103L179 93L170 83ZM241 93L243 95H247L243 92V89H241ZM29 96L31 97V94H29ZM247 98L249 100H252L254 105H256V110L253 114V119L255 120L256 117L260 115L261 102L257 99H254L252 96H248ZM168 115L171 117L173 114L172 112H169ZM174 119L178 123L179 128L182 129V135L184 139L182 140L181 146L177 149V151L170 153L172 159L171 168L173 169V176L176 175L177 170L183 171V169L181 168V164L184 159V150L186 147H190L191 145V136L189 135L187 125L183 123V120L180 119L179 115H177ZM188 119L191 120L193 124H196V121L192 120L191 116H188ZM56 123L59 124L61 123V121L57 120ZM137 123L139 122L137 121ZM140 127L142 128L143 125L141 124ZM242 127H244L248 132L254 133L258 137L264 135V132L258 129L256 123L252 124L251 126L242 124ZM106 131L114 132L115 129H109ZM172 134L173 133L171 132L168 133L169 136H171ZM180 134L181 133H177V135ZM57 143L67 145L68 143H70V141L60 140L57 141ZM127 143L130 148L134 150L137 145L142 143V141L134 138V136L129 133L127 136ZM249 147L250 144L245 143L241 150L246 153ZM262 148H264V145H262ZM153 151L155 152L156 150L153 149ZM221 151L225 154L224 158L214 155L212 162L205 163L204 168L208 171L204 175L203 179H198V182L206 190L213 189L219 193V198H217V196L215 195L211 197L212 200L216 202L219 209L234 214L240 203L241 190L244 187L246 179L248 177L249 168L251 167V161L248 160L245 156L246 163L244 164L242 171L238 174L237 179H232L227 175V170L233 162L232 157L234 150L231 146L222 145ZM157 156H159V153H157ZM45 159H47L46 156ZM53 160H55V157H53ZM48 167H51V163H49ZM8 179L12 182V186L14 188L18 187L16 182L12 180L10 176L8 177ZM18 191L19 194L25 198V202H27L29 193L23 188H19ZM196 195L199 197L200 194L196 193ZM205 203L207 204V201H205ZM207 206L212 209L216 215H222L221 212L216 211V209L212 208L211 204H207ZM259 208L261 214L259 215L258 219L260 221V226L264 227V203H261L259 205ZM140 211L147 215L145 209L142 208L140 209ZM12 212L15 217L21 220H23L25 217V213L22 209L13 208ZM70 215L75 218L81 228H86L89 235H91L92 230L88 228L82 220H80L78 214H76L75 212H71ZM222 218L231 225L232 222L228 220L227 216H223ZM32 219L35 220L37 219V217L33 216ZM6 223L7 227L4 229V234L7 237L12 238L14 237V232L16 233V235L19 237V243L16 244L15 250L21 256H23L26 253L29 242L32 241L33 237L35 236V233L30 229L21 228L20 224L17 223L15 219H8L6 220ZM237 223H239V221H237ZM196 230L197 232L200 231L199 228H197ZM47 231L48 236L51 237V229H48ZM141 231H143V229H141ZM192 243H195V241H192ZM109 247L111 250V242H109ZM37 248L39 249L42 257L39 264H58V260L56 259L55 254H58L60 257H67V252L62 246L56 243H50L48 239H45L42 244L37 245ZM49 248H51L52 252L54 253V255L51 257L48 255ZM93 255L95 256L94 253ZM258 256L259 252L256 253V257ZM256 257H250L248 260L244 261L243 264H257ZM96 259L99 260L98 257ZM16 264H19V261H17ZM144 264H148V262L144 261ZM198 264H203V262L200 261L198 262Z\"/></svg>","mask_w":264,"mask_h":264},{"label":"water","instance_id":"4","mask_svg":"<svg viewBox=\"0 0 264 264\" xmlns=\"http://www.w3.org/2000/svg\"><path fill=\"white\" fill-rule=\"evenodd\" d=\"M133 1L134 0H101V5L102 7L117 9ZM147 2L150 6V10L139 20V23L155 31H159L174 22L182 7V0H148ZM114 132L107 131L105 138L113 137ZM57 141L60 140L51 139L45 142L41 146L42 150L51 152L56 149H64L65 145L57 143Z\"/></svg>","mask_w":264,"mask_h":264}]
</instances>
